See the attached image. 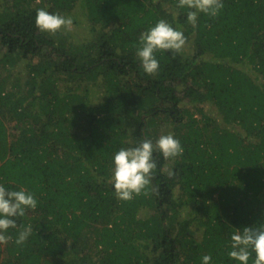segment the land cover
I'll return each instance as SVG.
<instances>
[{
  "label": "trees",
  "instance_id": "obj_1",
  "mask_svg": "<svg viewBox=\"0 0 264 264\" xmlns=\"http://www.w3.org/2000/svg\"><path fill=\"white\" fill-rule=\"evenodd\" d=\"M39 8L81 9L102 32L57 44L36 25ZM188 11L178 0H0V182L38 199L0 242V264H201L204 254L233 264L230 233L264 221V0H223L195 26ZM161 18L193 39V54L157 51L150 76L136 48ZM183 101L220 116L201 124ZM171 127L184 152L156 151L150 184L119 199L114 152Z\"/></svg>",
  "mask_w": 264,
  "mask_h": 264
},
{
  "label": "clouds",
  "instance_id": "obj_2",
  "mask_svg": "<svg viewBox=\"0 0 264 264\" xmlns=\"http://www.w3.org/2000/svg\"><path fill=\"white\" fill-rule=\"evenodd\" d=\"M178 6L189 9L187 20L195 26L199 13L217 15L223 8V0H178ZM35 22L42 32L55 33L71 25L73 20L58 12L39 8ZM186 41L187 37L180 27L161 18L141 33L136 57L146 74L155 75L160 70L157 51L179 53ZM156 151L165 158L177 157L184 152V147L174 134L168 133L158 137L155 143L151 139H142L133 146H121L114 152L111 181L119 199L131 200L150 184L157 168ZM37 205L38 199L33 191L0 182V242L11 239L10 229H17V218L24 217L29 209H35ZM31 234L32 225L29 223L18 231L15 243H25ZM228 241L227 258L233 264H250V261L251 264H264V221L237 228L230 233ZM201 264H213V256L204 254Z\"/></svg>",
  "mask_w": 264,
  "mask_h": 264
},
{
  "label": "rangeland",
  "instance_id": "obj_3",
  "mask_svg": "<svg viewBox=\"0 0 264 264\" xmlns=\"http://www.w3.org/2000/svg\"><path fill=\"white\" fill-rule=\"evenodd\" d=\"M81 12H82L81 9H74L72 12L66 13L65 16L71 17L73 20V23L69 26L61 28L55 33H49L50 36L55 39L57 44L63 41L69 47H81L83 45H90L97 40L98 36L102 32V29L99 28V31L93 34L91 27L88 23V19L84 17V15L80 14ZM192 42H193V39L189 42L187 41L186 45L184 46L182 50V52H184L186 55L193 54ZM26 76L27 75L24 73L21 74L20 76L21 82H23L27 78ZM15 78L16 77L14 76L13 79ZM182 106L188 109L191 113H194L195 118L199 119L201 121L200 122L201 124H204L205 115L213 114L215 116H220L216 108L213 106L202 105L200 103L190 102V101H183ZM4 116L6 117L5 120L8 122V116H9L8 112H6ZM189 119H190L189 116H187L185 121H188ZM211 124H214V123H211ZM164 132H165L164 134H168V133H172L174 135L177 134V131L174 130L172 127L170 129H167ZM149 212L151 213L152 211H149ZM84 234H85V240L92 243L93 236H94L93 233L91 231H86V233ZM197 234L200 237H202V232L198 231ZM0 246L2 249L1 252L2 253L3 251L5 252L6 251L5 245L3 243L2 244L0 243Z\"/></svg>",
  "mask_w": 264,
  "mask_h": 264
}]
</instances>
